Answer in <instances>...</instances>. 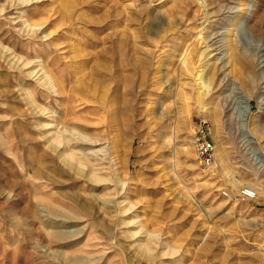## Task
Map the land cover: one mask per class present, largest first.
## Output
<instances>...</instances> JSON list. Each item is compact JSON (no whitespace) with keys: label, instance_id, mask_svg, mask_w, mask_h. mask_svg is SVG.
Returning a JSON list of instances; mask_svg holds the SVG:
<instances>
[{"label":"rangeland","instance_id":"1","mask_svg":"<svg viewBox=\"0 0 264 264\" xmlns=\"http://www.w3.org/2000/svg\"><path fill=\"white\" fill-rule=\"evenodd\" d=\"M261 54L264 0H0V264H264Z\"/></svg>","mask_w":264,"mask_h":264},{"label":"bare ground","instance_id":"2","mask_svg":"<svg viewBox=\"0 0 264 264\" xmlns=\"http://www.w3.org/2000/svg\"><path fill=\"white\" fill-rule=\"evenodd\" d=\"M220 13L218 14L219 16V19H220V22L224 21L221 25H222V29L219 28L218 30H215V32L213 33V36L212 38H214V40L211 42V44L209 46H212V51H214L213 54H211L208 59H214V61L211 63V64H214L215 62H223L225 60V57H226V54H227V51L225 49V51L223 50L224 47L228 45V48H229V44H225L224 47L222 45V40H229V31L231 29H229V26H235L237 25V19L232 16V12H229L227 10H221L219 11ZM237 12V11H236ZM234 13V12H233ZM216 16V15H215ZM217 16V17H218ZM235 23V24H234ZM220 24V23H219ZM246 26L243 24L240 28H239V31L242 33L246 28ZM201 31V30H200ZM226 41L227 43H230L231 44V40L230 41ZM211 41V39H210ZM231 46V45H230ZM233 46V45H232ZM234 48V47H233ZM210 51V50H209ZM230 52H232V50H230ZM229 54V52H228ZM237 54V53H236ZM239 55V54H238ZM233 56V54H232ZM237 56V55H236ZM228 57V56H227ZM184 58V57H183ZM260 58H261V63L262 65H264V58H263V55L261 54L260 55ZM182 60V59H181ZM183 62V61H182ZM186 63V62H185ZM226 63V62H225ZM259 64V63H258ZM219 66V65H218ZM221 66V65H220ZM223 66H221L220 68H222ZM219 68V69H220ZM223 76V75H222ZM225 77V76H224ZM229 77V76H228ZM227 77V78H228ZM224 80V79H222ZM203 81V80H202ZM225 81V80H224ZM207 83V82H206ZM225 83V82H224ZM131 85V84H130ZM222 85V84H221ZM201 86H203L205 88V86H207L205 84V82H202L201 83ZM224 86V85H223ZM232 87L234 89H237V87H235L234 83H232ZM202 88V87H201ZM130 90V89H129ZM199 97H201V92L198 93ZM230 108V107H229ZM235 108L237 110V118L240 122L244 123L245 121V118L247 116V112H248V108H249V103L247 100L245 99H240L239 101L236 102L235 104ZM230 110V109H229ZM229 115V114H228ZM238 121V122H239ZM237 122V123H238ZM243 129V127H242ZM244 130V129H243ZM243 132V131H242ZM249 134L246 132V134H243V139L246 141V143H250V140H249ZM248 149V148H247ZM250 151V150H249ZM249 153H251L253 159L255 160V162L261 166L264 167V155H262L259 151H256V150H251ZM181 264V263H180Z\"/></svg>","mask_w":264,"mask_h":264},{"label":"built area","instance_id":"3","mask_svg":"<svg viewBox=\"0 0 264 264\" xmlns=\"http://www.w3.org/2000/svg\"><path fill=\"white\" fill-rule=\"evenodd\" d=\"M208 124L203 122L199 129L195 142V153L198 164L202 168H208L214 161L215 146L211 139L207 137ZM256 193L251 188H243L239 193L242 200H249L255 197Z\"/></svg>","mask_w":264,"mask_h":264}]
</instances>
